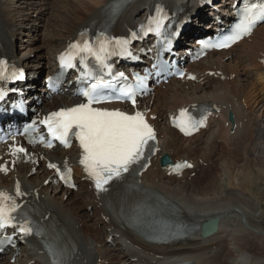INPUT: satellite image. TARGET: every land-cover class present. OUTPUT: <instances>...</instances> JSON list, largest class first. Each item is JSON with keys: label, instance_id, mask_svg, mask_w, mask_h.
<instances>
[{"label": "bare ground", "instance_id": "1", "mask_svg": "<svg viewBox=\"0 0 264 264\" xmlns=\"http://www.w3.org/2000/svg\"><path fill=\"white\" fill-rule=\"evenodd\" d=\"M90 1L92 2L77 4L71 0H59L61 9L65 10V6L67 13L65 16H56L64 17L49 37V44H55L49 51L56 52L61 49L81 28L94 21L101 13V7L111 0ZM137 2V9H133L134 5L127 9L128 13L138 15L134 18L135 21L143 16L139 10L143 12L156 0ZM165 3L173 5L176 2L165 0ZM8 5L4 0H0V36L5 43L4 49L10 51L11 58L14 59L17 49L13 48H16L19 40L14 37L15 21L9 14L10 10L6 8ZM27 6L30 7V4ZM38 11V14H41L43 10L39 8L32 13H24V21L31 22L29 15ZM32 34L24 35L25 39ZM31 42L33 43L34 39ZM30 55L35 63L42 59L41 54L36 58L34 49L30 50L29 55L24 54L20 58L28 61L31 60ZM21 59L16 58L17 63H20ZM242 63H247L248 68L244 71L242 69L246 65L242 67ZM34 66L37 72L39 67L36 64ZM235 66H239L241 70ZM189 68L197 74L196 82L176 79L177 81L169 82L164 88L158 89L153 98L131 109L132 113L139 111L144 114L159 139L151 164L145 173L140 175L138 186L141 185L148 194H158L164 203L171 206L172 212L180 210L181 216L177 217L176 221L169 218L156 219L152 223L153 226H171L183 230L186 226L194 224L203 230L207 222L214 221L217 229L210 237L204 236L198 228L182 241L174 240L162 246L152 245L132 230L138 226L140 219L135 206H131L126 212L123 227H118L101 213L87 181H80L76 194L54 187L46 163L73 159L77 152L74 148L68 151L29 149L25 155L6 154V148L0 150L1 154H5L4 159L0 160V167L7 168L6 172L0 171V191L15 194L19 184L20 191L24 194L21 197H29V201L39 207L43 215L64 226L68 230V236L72 235L74 238L75 248L71 250L64 264H123L118 260L119 257H113V251L105 247L110 234L114 236V242H122L121 256L125 258V262L131 264H172L173 260L189 264H264V231L261 229L263 221L261 215L253 211L252 200L249 199L250 195H247L252 173L243 163L247 154L255 161L258 160L257 136H261L257 131L259 117L255 120L257 123H254L253 114L256 107L249 99L252 95L253 99L258 100L259 111L264 118V25L258 27L242 44L227 52L209 53ZM59 100L60 98H56L53 102L57 103ZM196 102L208 103L216 110L208 125V130H215L213 137L205 144V149H202L204 145L197 143L204 131L190 139H182L166 125L165 116L168 113ZM54 103L48 106L56 105ZM256 131L255 140L252 133ZM261 132L264 133V126ZM180 159L193 162L195 167L180 177L168 176L165 164L169 160L175 162ZM207 164L212 169L217 166L223 168L227 174V184L225 180L220 184V174L213 171L206 175L205 182L202 177L198 178L208 173ZM196 171L198 174H193ZM202 171L206 172L201 173ZM197 179L201 183H197ZM225 185H231V192L227 190L216 194L219 188ZM135 193L137 192L127 189L124 197H131ZM91 211L92 222L88 223L85 214ZM139 211L145 215L148 208L141 205ZM98 225L103 226V229H98ZM163 229L166 230H158ZM22 245L23 251L17 260L18 264H50L37 247L26 245L24 242ZM230 246L236 248L238 256L231 251ZM179 250L189 252H184V257H181L175 255ZM9 260L10 258L5 260L0 257V264H10Z\"/></svg>", "mask_w": 264, "mask_h": 264}, {"label": "snow or ice", "instance_id": "2", "mask_svg": "<svg viewBox=\"0 0 264 264\" xmlns=\"http://www.w3.org/2000/svg\"><path fill=\"white\" fill-rule=\"evenodd\" d=\"M262 21H264V0H249L242 8L241 18L232 33L223 40L205 44L204 47H229L244 36L250 35L257 23ZM107 43L109 42H101L98 49H94L88 41H85L83 45L79 43L71 45L70 47L75 52L61 56L62 66L73 67L75 55L86 53L92 56L103 68L108 69V75H112L110 66L105 62L107 57L112 54L108 50ZM116 43L126 45L128 41H116ZM5 65L6 61H0V79L6 78ZM118 75L123 77V73ZM85 76H91V72L85 71ZM145 79L137 76L135 86L121 87L119 96L114 98L128 99L135 104L137 90L143 87ZM112 87L111 81L100 77L80 93L86 98V103L53 112L41 121L42 124L47 126L49 134L65 146H68L70 133L76 136L80 148L83 150L80 163L84 166L88 176L94 181L98 192L108 191L106 185L113 180L121 179L123 174L129 172L133 165L139 164L145 156V151L151 147L149 142L156 139V134L143 113L137 111L135 114L129 115L119 110L93 107L94 104L113 98L105 95V90ZM5 95V90L0 88V99H3ZM185 116V110H181L182 119L176 126L184 131L186 135H191L192 131L203 125V118L200 121H194L191 117L183 119ZM32 129L33 125H29L24 131L28 133ZM43 140L44 138L41 137L42 142ZM47 146L51 147V142H48ZM24 152H26V149L23 147H15L12 154L16 155ZM49 167L55 168L58 173L60 172L55 164L50 163ZM175 167L179 169L181 167H191V165L185 162L177 164ZM0 171L6 172L7 168L0 167ZM67 171L70 172L71 170L68 169ZM61 179H66V177L61 175ZM22 195L24 194L20 191L19 184L16 186L15 197L0 191V230L9 227L17 228V225H19V232L24 235L32 234L33 229L30 226V221L23 215L22 205L16 199ZM11 242V236L0 240V244ZM2 250L0 248V251Z\"/></svg>", "mask_w": 264, "mask_h": 264}, {"label": "rangeland", "instance_id": "3", "mask_svg": "<svg viewBox=\"0 0 264 264\" xmlns=\"http://www.w3.org/2000/svg\"><path fill=\"white\" fill-rule=\"evenodd\" d=\"M33 1L34 2H32L31 0H9V2H8V0H4V2L7 5L9 3L8 7H6V8L8 11L10 10L9 14L11 17H13V19L15 21V26H14V31L16 30L15 37L19 40L16 49H17V52L21 53L20 55H22V54L23 55L24 54L29 55L30 50L34 49L36 51V54H37L36 58H38L40 54L42 57H49V55L51 53V51H49L50 47H52V46L54 47V45H55V44L54 45L49 44V41H48L49 37L54 33L57 25L62 20V18L66 15L65 13H67V10H66L65 6H64L65 10L61 9L59 0H40V1L39 0H33ZM71 1L75 2L77 4H79L80 2H82V3L92 2L90 0L89 1L88 0H71ZM28 4H30V7L27 6ZM37 4H39V5L37 6ZM39 8H41L43 10L41 14H38V13H40V11H38L37 13H33L32 15H29V20H31V22L30 21H24V18H25L24 13H27V12L32 13V12L38 10ZM28 9H30V11ZM62 14L63 15L65 14V15L60 17V18L56 17L58 15L61 16ZM54 19H57V20L54 21ZM32 20H34V22H32ZM27 34L28 35L32 34V36L26 37V39H25L24 35H27ZM52 38H51V40H52ZM32 39H34V42L32 44L28 45L27 43H30ZM24 40H25V42H24ZM13 43L15 44V39H14ZM236 67H238V66H235V68ZM244 69H246V66H244L242 70H244ZM239 70H241V68H239ZM255 79H256V77H255ZM256 81H257V79H256ZM259 83L261 84V82H259ZM255 92H257V91H255ZM257 93H259V91ZM249 100L251 103H255L254 104V106L256 107L255 108V114H253L255 119L253 120V122L257 123V121L255 122V120H258V117H259V123H258L259 126L257 127L258 128L257 131L259 132V135L261 134V136H257V145L259 144L258 145L259 146V152H257L256 157L258 160L255 161L254 158H252V157L250 158V156L247 154L243 163H244V167H246V169H248L252 173L251 178H250L251 184H249V189H248L247 195H250L249 199L252 200L253 211L258 213L259 216L261 215V220L263 221V223L261 225V229L264 231V136H262L264 133H262L263 131L261 132V129L264 126V118L262 116V112L259 111L260 107H258V104H257L258 100L256 101L255 99H253L252 95H251V98ZM263 112H264V109H263ZM249 113L251 114L250 110H249ZM214 130L215 129L213 128L205 136L202 135L200 138H198L197 143L200 144V146L204 145V148H202V149H205V144L207 142H209V139H211L213 137L212 133L214 132ZM257 131H256V133H252L253 139L256 138ZM200 140H202V142H200ZM216 151H218V149ZM213 161H214V158H213ZM204 166L206 167V163L204 164ZM207 167H208L207 168L208 173H205L206 171L205 172L202 171L201 173H205V174L200 175V177H198V178L202 177L203 182H205L206 175H208L210 172L212 173V171H213V172L220 174V181H219L220 184H222L224 182V180L226 181V184H227V180H226L227 174L223 168H220V166H217L215 168L213 167V169H212L209 164H207ZM193 174L197 175L198 172L196 171ZM253 179L255 181H253ZM196 182L201 183V181L199 179H197ZM233 186H235V185H233ZM227 190H228V192H229V190L231 192V185H230V187L228 185L220 187L219 191L216 192V194L223 193L224 191H227ZM247 198H248V196H247ZM86 217H87V219H86ZM89 217H90V215L85 214L86 220H88ZM232 221H234V219ZM89 222L90 221H88V223ZM230 249H231V251L235 252L234 254L236 256L239 255L236 252V248H234L233 246H230ZM114 254H116V252H114ZM241 257H242V255L239 258L240 260H241Z\"/></svg>", "mask_w": 264, "mask_h": 264}, {"label": "water", "instance_id": "4", "mask_svg": "<svg viewBox=\"0 0 264 264\" xmlns=\"http://www.w3.org/2000/svg\"><path fill=\"white\" fill-rule=\"evenodd\" d=\"M217 225L214 221H209L203 226V235L204 236H210L211 234H214L216 232Z\"/></svg>", "mask_w": 264, "mask_h": 264}]
</instances>
